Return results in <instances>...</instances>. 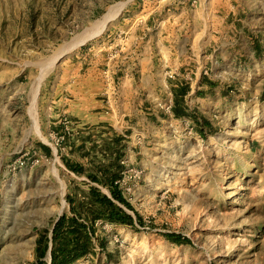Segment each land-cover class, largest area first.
I'll use <instances>...</instances> for the list:
<instances>
[{
	"label": "rangeland",
	"instance_id": "1",
	"mask_svg": "<svg viewBox=\"0 0 264 264\" xmlns=\"http://www.w3.org/2000/svg\"><path fill=\"white\" fill-rule=\"evenodd\" d=\"M123 6L170 48L154 49L143 112L90 134L53 124L57 67ZM180 84L191 115L176 117ZM114 157L142 223L97 219L92 252L72 264H264V0H0V264L35 263L69 194L89 184L110 194L68 164Z\"/></svg>",
	"mask_w": 264,
	"mask_h": 264
},
{
	"label": "crops",
	"instance_id": "2",
	"mask_svg": "<svg viewBox=\"0 0 264 264\" xmlns=\"http://www.w3.org/2000/svg\"><path fill=\"white\" fill-rule=\"evenodd\" d=\"M124 6L119 17H114L118 9L106 14L104 33L97 43L92 41L79 47L68 57L66 67H57V79L51 85V110L57 119L53 124L76 123L75 128L81 126L85 134H90L92 127L115 128L121 120L143 112L147 99L141 96V88L153 89L148 76L155 69L154 49L158 48L163 55L169 54L170 48L164 37L149 34L147 22L145 27L140 26L142 21L128 16ZM96 44L99 50L103 46L104 51L93 59L89 55L94 54ZM200 84L198 81L195 93ZM189 87L185 104L191 92Z\"/></svg>",
	"mask_w": 264,
	"mask_h": 264
},
{
	"label": "trees",
	"instance_id": "3",
	"mask_svg": "<svg viewBox=\"0 0 264 264\" xmlns=\"http://www.w3.org/2000/svg\"><path fill=\"white\" fill-rule=\"evenodd\" d=\"M189 89L187 84H180L173 88L172 112L174 116L191 115V111L185 104V95ZM43 147L49 152L48 146L43 145ZM116 157L108 164L94 163V170H88L82 164H68V168L73 172L79 175L85 174L91 182L107 186L110 194L104 193L99 186L90 184L87 190L81 189L80 197L75 192L69 194L67 196L68 212H63L55 220L51 229L40 231L36 242L37 257L34 264H48L44 257L49 249L50 264H72L92 252L94 224L97 219L132 226L136 222L142 223L141 217L136 216L135 218L127 210H133V207L119 188L118 180L123 165ZM166 236L176 243L189 240L176 233H167Z\"/></svg>",
	"mask_w": 264,
	"mask_h": 264
},
{
	"label": "bare ground",
	"instance_id": "4",
	"mask_svg": "<svg viewBox=\"0 0 264 264\" xmlns=\"http://www.w3.org/2000/svg\"><path fill=\"white\" fill-rule=\"evenodd\" d=\"M111 16H113V15H111ZM110 17V16H109ZM106 18H107V15H106ZM109 19V18H108ZM105 20L106 19H104V22H105ZM102 25V24H101ZM89 37V36H88ZM86 38V35L85 36H82V37H80V38H78L74 43H73V45H76V44H78V43H80V42H82V41H84V39ZM36 117V116H35ZM38 121V120H37ZM37 132L40 134V132L37 130ZM52 172H53V174H54V176L55 177H57L58 178V173H57V169H56V167L55 166H53L52 167ZM63 188V187H62ZM63 191V190H62Z\"/></svg>",
	"mask_w": 264,
	"mask_h": 264
},
{
	"label": "water",
	"instance_id": "5",
	"mask_svg": "<svg viewBox=\"0 0 264 264\" xmlns=\"http://www.w3.org/2000/svg\"><path fill=\"white\" fill-rule=\"evenodd\" d=\"M58 218V217H57ZM48 255H49V263L48 264H50V259H51V254H50V249L48 250V253H47Z\"/></svg>",
	"mask_w": 264,
	"mask_h": 264
},
{
	"label": "built area",
	"instance_id": "6",
	"mask_svg": "<svg viewBox=\"0 0 264 264\" xmlns=\"http://www.w3.org/2000/svg\"><path fill=\"white\" fill-rule=\"evenodd\" d=\"M36 162V161H35Z\"/></svg>",
	"mask_w": 264,
	"mask_h": 264
}]
</instances>
